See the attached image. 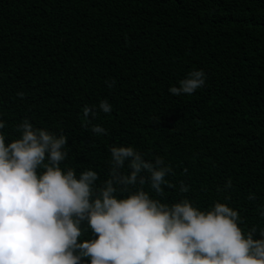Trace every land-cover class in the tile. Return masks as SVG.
<instances>
[{"label": "trees", "instance_id": "1", "mask_svg": "<svg viewBox=\"0 0 264 264\" xmlns=\"http://www.w3.org/2000/svg\"><path fill=\"white\" fill-rule=\"evenodd\" d=\"M201 69L205 85L194 94L169 92ZM102 100L110 113L98 109ZM85 106H96L88 127ZM24 119L63 134L68 155L60 167L77 177L95 171L94 187L110 178V149L131 146L147 161L163 158L172 172L162 196L147 182L129 191L142 187L169 205L188 199L203 211L226 203L244 234L256 227L261 239L264 0H0L6 143L20 138ZM96 124L105 134L91 131ZM121 172H130L128 162ZM81 227L78 242L98 238L86 221Z\"/></svg>", "mask_w": 264, "mask_h": 264}, {"label": "clouds", "instance_id": "2", "mask_svg": "<svg viewBox=\"0 0 264 264\" xmlns=\"http://www.w3.org/2000/svg\"><path fill=\"white\" fill-rule=\"evenodd\" d=\"M205 79L202 69L193 70L169 92L192 95ZM106 83L111 88L115 81ZM95 109L84 107V127ZM98 109L108 114L112 105L102 100ZM17 131L21 136L11 143L0 134V264H82L84 258L90 264H264V229L261 239H254L256 227L245 235L238 211L226 203L203 211L188 199L169 205L142 187L129 191L147 182L162 196V185L171 187L165 177L172 172L163 158L147 161L131 146H114L110 178L96 188L95 171L77 177L73 169L60 167L68 155L63 134L34 128L28 119ZM91 131L106 132L98 124ZM125 162L128 174L121 172ZM38 169L44 171L38 175ZM117 191L129 195L119 199ZM180 191H188L183 181ZM84 221L98 238L80 243Z\"/></svg>", "mask_w": 264, "mask_h": 264}]
</instances>
